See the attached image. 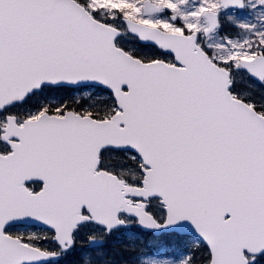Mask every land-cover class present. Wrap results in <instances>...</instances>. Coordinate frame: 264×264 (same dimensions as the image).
Listing matches in <instances>:
<instances>
[{"label": "snow or ice", "instance_id": "6c2138e0", "mask_svg": "<svg viewBox=\"0 0 264 264\" xmlns=\"http://www.w3.org/2000/svg\"><path fill=\"white\" fill-rule=\"evenodd\" d=\"M0 264H264V0H0Z\"/></svg>", "mask_w": 264, "mask_h": 264}]
</instances>
